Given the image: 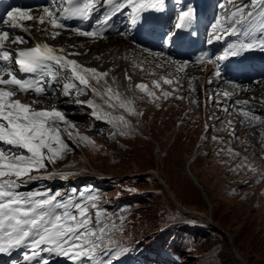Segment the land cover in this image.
I'll return each mask as SVG.
<instances>
[{"label":"snow or ice","instance_id":"snow-or-ice-1","mask_svg":"<svg viewBox=\"0 0 264 264\" xmlns=\"http://www.w3.org/2000/svg\"><path fill=\"white\" fill-rule=\"evenodd\" d=\"M176 2L178 8L172 20L173 27L165 38V47L180 41L183 34L195 35L191 32L197 19L195 7L184 4L183 0ZM166 6V0H48L39 15L31 8L12 6L0 17V25L7 26L0 27V254L18 253L23 264H50L53 256L65 257L73 264H85V261L88 264H115V260L126 254L129 248L118 235L125 227L124 217L110 215L106 208H101V194H85L76 189L67 194L43 185L21 189L37 181L57 177L68 179L73 172H48V167L81 145L95 147V141L80 134L63 110L55 105L48 107L43 97H54L59 102L90 109L91 117L110 125L113 135L127 134L130 121L126 115H142L134 106V98L121 92L117 79L110 78L109 72L86 67L70 58L80 52L53 47L46 40L33 47L13 48L11 45H27L28 40L21 35L10 38L9 33L21 29L30 35V29L23 22L36 21L46 25L38 31L56 39L62 30L71 27L68 21L88 22L96 17L92 27L75 26L71 31L80 37L104 39L111 32L116 16L126 15L134 27L146 12H164ZM216 8L217 18L206 35L207 48L195 57V61L213 65L214 77L223 81V62L248 52H264V0H240L239 3L218 0ZM97 13H100L98 17ZM117 35L127 38L129 34L118 30ZM232 37L236 39L231 41ZM215 44L224 45L219 55L210 51ZM69 47L75 48V45ZM152 55L163 56L164 52ZM187 64L188 61H171L177 72H183ZM125 79L129 81L128 90L131 91V77L125 74ZM182 80L180 77L164 82L179 85ZM153 83L160 86V81ZM209 83L214 81L209 80ZM136 87L155 98V93L146 84L140 83ZM239 87L236 85L233 91L223 93L232 101L230 107L241 111V123L246 120L253 127L264 125V117L250 115L257 105L233 99ZM89 93L93 98L81 99ZM18 94L34 95L36 99L22 102L15 98ZM169 95L171 93L163 92V98ZM60 97L65 99L61 101ZM223 111L228 112L229 107ZM254 134L264 138V132ZM233 137L238 139L235 130ZM230 154L239 155L231 150ZM11 264H19V261L12 260Z\"/></svg>","mask_w":264,"mask_h":264},{"label":"rangeland","instance_id":"rangeland-1","mask_svg":"<svg viewBox=\"0 0 264 264\" xmlns=\"http://www.w3.org/2000/svg\"><path fill=\"white\" fill-rule=\"evenodd\" d=\"M121 41L98 43L80 57L92 68H107L118 86L123 79L126 90L123 70L130 71L136 82L131 87L134 106L142 115H126L130 131L113 137H99L70 117L80 134L95 141V147L81 145L57 165L89 168L75 178L108 175L129 179L120 181L111 193L148 192L145 205L131 217L129 235L149 233L170 223L187 228L193 235L185 248L187 264H264V152L259 151L255 137L249 130L238 128L236 139L230 124L204 121L194 102L197 90L191 89L188 81L163 98L161 88L168 83L163 82L167 79L158 71L157 63L148 71L154 76L157 72L162 86L159 95H141L136 85L148 76L135 70L142 71L145 68L137 65L144 64L136 59L125 62L122 52L126 53L128 45L121 47ZM119 71L122 75L117 77ZM100 87H104L103 81ZM206 123L209 125L204 130ZM230 150L239 155L230 154ZM238 164L241 167L237 168ZM133 177L142 178L133 183Z\"/></svg>","mask_w":264,"mask_h":264},{"label":"bare ground","instance_id":"bare-ground-1","mask_svg":"<svg viewBox=\"0 0 264 264\" xmlns=\"http://www.w3.org/2000/svg\"><path fill=\"white\" fill-rule=\"evenodd\" d=\"M115 39H118V40H123V41H121V47H127V45H128V48H129V44L127 43V44H125V42H124V40L125 39H123L122 37H117V38H115ZM110 41V40H109ZM119 42V41H118ZM98 43H100V41H98ZM118 46V45H117ZM95 47H96V45H95ZM95 47H93V49L95 48ZM97 48V47H96ZM113 48V47H112ZM128 48L126 49V53H125V55H126V57L127 58H129V59H132L133 57H135V54L131 51V50H128ZM114 49V48H113ZM117 50V49H116ZM122 52V51H121ZM142 57V56H141ZM76 58V57H75ZM83 58H76V60L80 63V64H82V65H84V66H86V67H91L90 65H87V64H84L83 63V60H82ZM128 59V60H129ZM95 68L97 69V70H99V71H101V72H108V70H107V68L106 69H101V68H97L96 66H95ZM192 71H194V70H197L198 69V66L197 65H192ZM121 73V74H120ZM110 74V73H109ZM125 74H127V76H130L131 77V82H132V79H133V76L130 74V71H128V73L126 72V71H124L123 70V77H124V79H125ZM119 75H122V71H119L118 73H117V77L119 76ZM110 76H115V75H113V73H111L110 74ZM188 77V76H187ZM110 83H111V80L109 81ZM119 82H120V86H119V88L122 90V92L128 97V98H132V97H130V93H129V90H128V88H129V81L127 80V79H125V85H126V87H127V90L123 87L124 86V82H123V79H120L119 80ZM20 97V99L22 100V99H24V97L23 96H19ZM99 101V100H98ZM155 173V175H157L158 174V172L157 171H155L154 172ZM191 175H192V177L196 180V181H198V179L195 177V175H193V173L191 172ZM88 177H91V176H88ZM88 177H84V178H88ZM72 178H75V177H72ZM170 197L173 199L174 197H173V195L172 194H170ZM178 207L180 206L179 204L177 205Z\"/></svg>","mask_w":264,"mask_h":264}]
</instances>
